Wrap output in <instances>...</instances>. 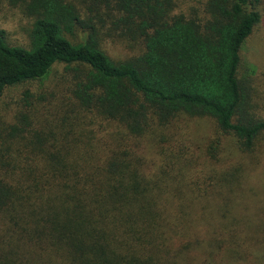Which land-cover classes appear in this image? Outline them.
<instances>
[{
    "label": "trees",
    "instance_id": "16d2710c",
    "mask_svg": "<svg viewBox=\"0 0 264 264\" xmlns=\"http://www.w3.org/2000/svg\"><path fill=\"white\" fill-rule=\"evenodd\" d=\"M12 1L28 44L0 31V99L66 77L51 104L26 92L0 115V264H218L223 250L247 264L199 224L241 191L224 142L244 157L264 141L241 58L264 0ZM107 40L138 52L113 59ZM184 118L212 123L200 155Z\"/></svg>",
    "mask_w": 264,
    "mask_h": 264
},
{
    "label": "rangeland",
    "instance_id": "374dc122",
    "mask_svg": "<svg viewBox=\"0 0 264 264\" xmlns=\"http://www.w3.org/2000/svg\"><path fill=\"white\" fill-rule=\"evenodd\" d=\"M195 1L190 0L188 5H196L199 2V0ZM16 6L12 0H0V31L5 32L9 45L25 47L28 44L26 31L30 20L25 18L19 9H15ZM107 41L104 47L113 59L135 55L138 52V49L127 50L123 46L114 45L111 40ZM241 58L245 64L256 67V84L253 85L255 112L259 117L264 118V21L253 30L244 45ZM65 77L63 68L57 67L56 74L52 73L41 83L10 88L0 99V115L11 118L10 116L23 106V95L26 92L30 94V102H33L36 108L48 102L51 104L53 100L50 99V95L60 92L54 87L56 85L61 87ZM42 97H46L44 102L40 101ZM42 110L46 109H40L38 115ZM27 111L24 110L25 113ZM178 136L184 140H191L188 144L191 148L190 153L200 155V150L197 149L205 147L214 136L212 123L207 119H181L178 122ZM223 146L226 148L222 158L224 166L236 167L240 164L239 168L244 171L243 181L230 184L237 186L241 191L229 197L228 206L225 207V219L216 214L212 220H202L199 228L221 239L222 246L227 250L233 249L236 253L242 251V257L247 259L245 263L264 264V141L257 145L251 156L244 157L233 149L231 138H228ZM241 173L242 170L238 174ZM218 202L221 204L220 201ZM233 233L237 235V240ZM222 257L224 261H219L220 264L233 263L234 257L228 251L223 250Z\"/></svg>",
    "mask_w": 264,
    "mask_h": 264
}]
</instances>
